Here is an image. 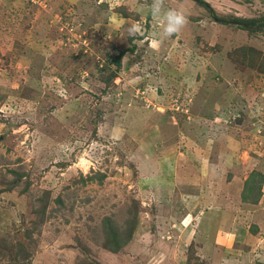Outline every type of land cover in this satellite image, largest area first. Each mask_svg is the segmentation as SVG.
Returning <instances> with one entry per match:
<instances>
[{
    "label": "rangeland",
    "instance_id": "rangeland-1",
    "mask_svg": "<svg viewBox=\"0 0 264 264\" xmlns=\"http://www.w3.org/2000/svg\"><path fill=\"white\" fill-rule=\"evenodd\" d=\"M260 58L194 0H0V264L264 263Z\"/></svg>",
    "mask_w": 264,
    "mask_h": 264
},
{
    "label": "trees",
    "instance_id": "trees-1",
    "mask_svg": "<svg viewBox=\"0 0 264 264\" xmlns=\"http://www.w3.org/2000/svg\"><path fill=\"white\" fill-rule=\"evenodd\" d=\"M223 19V18H221ZM234 20L244 23L250 27L256 28V27H262L264 26V18H259V19H239V18H233ZM240 28V27H238ZM249 33H263L264 31H257V30H247ZM132 38H130V41ZM135 49V45H132L130 48H128V51L133 52ZM243 50H249L250 53L249 55H245L243 57V61H246L247 59L250 61L255 62L258 58L256 55L260 56V52L255 50L254 48H242ZM256 53V55H254ZM123 52H119L118 55L113 59V64L115 65L116 69H120L121 67V58L123 56ZM260 65L258 66L261 71H263L264 67V58H260ZM249 65L251 63L248 62ZM262 65V67H261ZM116 73V72H114ZM114 77V74L111 73L107 76L105 79L106 85L110 83L111 79ZM255 174L258 176L259 179V184L255 187V189L251 192L250 197L247 196V185L246 183L244 184V188L242 191V199L244 202H249L250 204H256L258 202V197L261 195V183L264 181V176L259 173V172H252V175ZM45 206V205H44ZM43 212V211H42ZM136 217H134V221L130 222L128 221L126 228L123 231H120L118 228L114 226V223L110 218H105L103 220V225H104V233H105V244L104 248L107 249L108 251L112 253H117L122 249L124 245L127 244V242L131 239V236L133 235L134 229H135V222H136ZM255 264H264L262 262H256Z\"/></svg>",
    "mask_w": 264,
    "mask_h": 264
},
{
    "label": "water",
    "instance_id": "water-1",
    "mask_svg": "<svg viewBox=\"0 0 264 264\" xmlns=\"http://www.w3.org/2000/svg\"><path fill=\"white\" fill-rule=\"evenodd\" d=\"M195 2H197L198 4L204 6L210 13V15L212 16V18L215 20V21H220V22H223V23H231V24H234L240 28H243L245 30H257V31H264V26L262 27H256V28H253V27H250L244 23H241V22H238L236 20H230V21H226V20H218L216 17H214L213 15V10L212 8L205 2H203L202 0H194Z\"/></svg>",
    "mask_w": 264,
    "mask_h": 264
}]
</instances>
